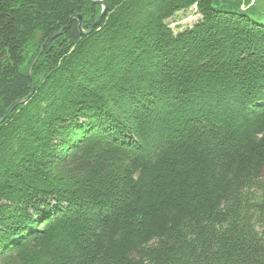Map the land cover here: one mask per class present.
Wrapping results in <instances>:
<instances>
[{
	"label": "trees",
	"instance_id": "obj_1",
	"mask_svg": "<svg viewBox=\"0 0 264 264\" xmlns=\"http://www.w3.org/2000/svg\"><path fill=\"white\" fill-rule=\"evenodd\" d=\"M104 2L0 124V264H264V0ZM100 12L0 0V118Z\"/></svg>",
	"mask_w": 264,
	"mask_h": 264
},
{
	"label": "water",
	"instance_id": "obj_2",
	"mask_svg": "<svg viewBox=\"0 0 264 264\" xmlns=\"http://www.w3.org/2000/svg\"><path fill=\"white\" fill-rule=\"evenodd\" d=\"M105 0H87L88 3H90L91 5L94 6H99L101 8V12L100 15L98 16V18L96 19V21L87 29V30H83L82 28V19L79 15H75L72 16L67 25H65L64 27H62L59 31L53 33L52 35H50L44 42L43 44L39 47V49L37 50V52L35 53V55L33 56L27 71H26V77L28 79V83H29V95L27 97H24L18 101H16L15 103H13L5 112V114L3 115L2 118H0V124H2L3 122L6 121V119L8 118V116L11 114V112L13 110H15L17 107L24 105L33 95L34 93V85L32 82V71L33 68L35 66V64L37 63L38 59L40 58V56L43 54L44 50L48 47V45L54 41L55 39L61 37L62 35H64L66 33V31L71 27V24L73 22L77 23V29L78 32L80 34V36L85 37L87 35H89L94 28H96L100 22L101 19L105 16L106 11H107V4L104 2Z\"/></svg>",
	"mask_w": 264,
	"mask_h": 264
},
{
	"label": "rangeland",
	"instance_id": "obj_3",
	"mask_svg": "<svg viewBox=\"0 0 264 264\" xmlns=\"http://www.w3.org/2000/svg\"><path fill=\"white\" fill-rule=\"evenodd\" d=\"M199 20V16L195 13L194 8L190 10L176 14L172 19L168 21L170 28L174 29V32H178L184 28L191 27ZM176 27H178L176 29Z\"/></svg>",
	"mask_w": 264,
	"mask_h": 264
}]
</instances>
